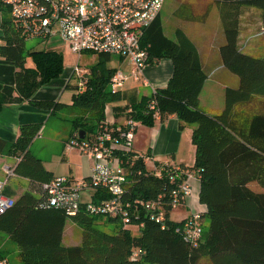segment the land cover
<instances>
[{
    "label": "trees",
    "instance_id": "16d2710c",
    "mask_svg": "<svg viewBox=\"0 0 264 264\" xmlns=\"http://www.w3.org/2000/svg\"><path fill=\"white\" fill-rule=\"evenodd\" d=\"M213 2L218 6L223 36L218 49L221 62L239 79L236 87H225L224 105L219 112L208 114L199 103L209 76L195 44L181 29L175 30L173 39L166 37L158 16L144 31L141 47L146 66L162 58L172 61V74L164 88L139 100L120 90L111 91L109 84L116 70L106 68L111 58L103 54L97 55L99 62L90 68L84 90L72 96V107L91 116L86 119L90 122L84 117L74 121L75 128L86 133L85 138L104 121L107 106L116 118L124 116L146 127H153L157 118L164 121L171 115L181 130L185 124L194 125V164L181 165L180 169L182 173L194 172L199 181L198 201L205 206V212L200 213L199 244L192 246L183 239L180 228L185 219L174 221L170 217V193L176 185L169 181L170 169L155 176L148 172L142 158L131 164L129 156L123 157L129 182L122 199L130 203L136 199L160 201L163 225L151 220L140 206L135 207L136 216L128 225L138 228L136 234L115 219L82 212L68 217L62 210L47 207L44 184L50 180L29 150L40 126L22 125L8 151L19 155L14 173L37 183L39 195L23 193L0 215V231L18 247L21 264H197L201 258H208L210 264H264V56L249 55L238 45L244 9H258L264 28V0ZM1 10L4 43L0 45V56L13 62L16 72L15 84L0 91V111L23 102L50 110L62 108L64 105L58 102L33 99L41 86L63 73L62 55L38 48L25 51L26 41L19 38L10 19L4 16L6 9ZM27 58L31 67L26 66ZM105 198L101 190L94 195L97 201ZM68 219L81 230L78 245L62 242ZM103 220L120 225L105 232L100 229ZM135 253L138 256L133 257Z\"/></svg>",
    "mask_w": 264,
    "mask_h": 264
},
{
    "label": "built area",
    "instance_id": "2783aa9c",
    "mask_svg": "<svg viewBox=\"0 0 264 264\" xmlns=\"http://www.w3.org/2000/svg\"><path fill=\"white\" fill-rule=\"evenodd\" d=\"M164 2L165 0H0V7L6 9L13 30L26 42L40 40L47 45L50 40L58 39L78 56L84 53L105 54L128 62V74L118 70L111 78L109 88L115 91L128 79L146 84L143 78L146 54L141 47V39L144 31L159 15ZM1 9L0 12H3ZM71 73L76 78L78 87L84 90L88 71L76 66ZM137 126L130 119H126L122 125L114 126L113 121L110 122L105 117L90 138H70L65 144V150L75 149L92 160V172L84 180L67 176L52 178L44 184L46 206L62 210L68 217L82 212L90 216L115 219L124 227L130 225L132 217L136 216L135 207L140 206L151 220L163 225L164 210L160 201L136 199L130 203L122 199L125 185L129 182L123 157L129 156L131 164L142 158L132 151ZM144 164L146 165L145 162ZM150 164L149 167L146 165V169L158 177L170 169L169 181L176 184L170 193L171 209L173 211L183 207L192 194L190 180L194 178V172L182 173L178 166ZM2 171L4 178L0 179V215L14 204V199L4 192L7 181L15 175L14 170L4 165ZM98 190L105 193L107 198L94 200ZM87 192L88 197L84 198L83 195ZM180 233L192 246H197L202 236L200 213H193L186 218ZM136 256L138 253L133 254V257ZM0 264H10L1 252Z\"/></svg>",
    "mask_w": 264,
    "mask_h": 264
},
{
    "label": "crops",
    "instance_id": "0c3cea01",
    "mask_svg": "<svg viewBox=\"0 0 264 264\" xmlns=\"http://www.w3.org/2000/svg\"><path fill=\"white\" fill-rule=\"evenodd\" d=\"M210 3L207 4L206 12L208 13V17L203 19V22L198 23V27L201 29V35L199 41H193L195 47L197 49L199 59L202 65L203 70L208 74L209 79L204 83L203 89L200 93L199 103L202 106V92L204 91L206 84L208 81H212L214 83L209 89L211 92L215 91L216 104L221 103L223 101L224 89L226 86L234 85V78H232V82H229L230 72L223 66L220 56H219V46L223 43L222 38L221 42L216 43L212 39L210 41L206 40L208 34H204L202 31L206 30L208 23V18L210 15H213V11L216 10V15L218 13V6L213 0H208ZM165 2L162 6V9L158 15L159 20L162 24V30L166 37L173 39L175 30L179 29L176 26H180L179 24H174V20H166L162 19V10L164 8ZM178 4H175V10L172 12V16L175 20L176 18L174 12L178 10ZM188 14V13H187ZM2 12H0V45L4 43L2 39V29H1V21H2ZM189 17L182 19L184 24L192 23L194 20H188ZM180 19V18H179ZM178 19V21H179ZM172 24V31L167 30V24ZM219 22V19H218ZM184 26H182L181 30L184 31ZM185 33V32H184ZM186 34V33H185ZM187 35V34H186ZM188 36V35H187ZM189 37V36H188ZM223 37V36H222ZM190 38V37H189ZM60 41L58 39H52L45 45L42 42L36 46L38 49H47V50H58ZM45 45V48L43 47ZM42 47V48H41ZM90 54V53H85ZM95 55V54H92ZM96 56V55H95ZM113 56H110L112 58ZM116 57V66H110L106 68L115 69L116 71L120 70L122 72L130 70V64L125 60ZM26 66L31 67L32 62L30 60V64L27 63ZM88 71L90 69H85ZM173 70V64L170 59L162 58L157 63L151 66H146L143 70V78L146 81V84H142L141 82H135L132 79L126 80L121 87L119 88L124 94L128 96H135L137 100L142 97H150L156 89L164 88L167 85L169 78L171 77ZM15 72L16 67L13 62L7 61L0 56V91L4 86H13L15 84ZM220 75L226 78V81L221 79ZM220 78V79H217ZM71 79L74 80L73 88L67 91L70 85H72ZM110 89V88H109ZM69 92V97L67 101H62L63 94L65 92ZM77 86V80L71 73L70 76L64 80L61 78L52 80L51 82L41 86L34 94L33 99L36 101H52L58 102L64 105L62 108H58L55 110H50L47 108H39L32 106L27 102H23L18 105H7L3 107L0 111V179L4 178V173L2 171V167L7 165L9 167H16L19 163V155L9 153L8 149L11 144H13L18 135L19 129L22 125H39L40 130L37 137L32 141L29 150L31 155L41 162L43 170L46 172L45 177L51 180L54 177L58 176H67L69 178L75 180H84L89 177L93 168V161L82 156L77 151H71L70 153L65 150L66 142L75 136L80 137V132H83L82 138H85L86 133L84 131H79L74 126V121L79 117H84L86 120L87 117L90 118L89 113H85L84 111L72 107V96L77 94L78 92H82ZM219 95V96H218ZM212 105V104H211ZM204 106V105H203ZM108 107V106H107ZM109 112L106 115L105 110ZM104 110L105 117L112 122L114 126L122 125L126 118L124 116L115 117L110 107ZM86 122H90V120H86ZM138 126L134 133L132 151L134 155L142 156L144 162L147 167H149L150 163L163 164L168 166H188L191 167L194 164L195 160V148L191 143V133L194 128L193 124H185L184 128L181 130L179 128V122L175 116L171 115L167 117L164 121H160L158 118L155 120L153 127H146L140 123H137ZM97 128V127H96ZM94 129V131L96 130ZM45 136L47 139L45 143L52 144V141L55 139L56 143H58L57 150L59 160L65 166V170L63 171H55L50 166L46 165L44 159L41 155L35 153L33 151V147L38 141V139H42ZM92 133H88L86 138H90ZM81 158V162H72L70 161V157L73 155ZM59 168V167H58ZM195 175V173H194ZM35 182H32L28 177L19 175L15 173L14 177L10 178L7 181L5 186V194L14 200L18 199L23 193L31 191L32 193L38 196L37 188ZM190 185L192 188L191 196L186 200L184 208L187 209H195L198 210L194 213H204L205 206L200 204L198 201V192H199V181L194 178L190 180ZM94 195V193H92ZM84 198L88 197V192L85 193ZM196 203L198 205L196 206ZM182 207V208H183ZM181 208V207H180ZM172 213V212H171ZM171 215V214H170ZM171 217V216H170ZM72 226L69 228H75V224L72 222ZM75 225V226H74ZM133 234H136L138 228L135 226H128ZM66 232L64 229L63 233V244L65 241ZM73 239V233H72ZM80 239H73L70 244H64L66 246L70 245H78Z\"/></svg>",
    "mask_w": 264,
    "mask_h": 264
},
{
    "label": "rangeland",
    "instance_id": "374dc122",
    "mask_svg": "<svg viewBox=\"0 0 264 264\" xmlns=\"http://www.w3.org/2000/svg\"><path fill=\"white\" fill-rule=\"evenodd\" d=\"M178 4V10L175 13L176 18H180L175 20L172 16V12L175 10V4ZM210 2L208 0H165V5L162 10V19L173 21L174 24H179L180 26H176L177 28L181 29L182 26L184 27V32L190 37V40L192 41H199L200 35H201V29L198 27V23L196 22H203V19H206L208 16V13L206 12L207 4ZM176 11V10H175ZM188 13V14H187ZM5 17H8V13L5 11L4 13ZM186 17H189L190 19L194 20L192 23L184 24L182 19ZM218 13L216 15V10L213 11V15H210L208 18L209 26L207 25L206 30H203L202 32L204 34H208L209 36L206 37L207 41H210L212 39L216 43L219 41L221 42L222 37V31L220 27V22H218ZM167 30L172 31V24L169 22L167 24ZM40 40H30L25 42V51H29L32 49H37L36 46L39 44ZM238 45L244 51L245 53L252 55V56H264V28H262L261 20H260V11L255 8H246L243 11V14L240 19V35L238 39ZM45 48V45H43ZM39 48V47H38ZM42 48V47H41ZM58 51L62 55L63 59V73L59 78L61 80H64L68 78L76 66H79L82 69H90L92 66L96 65L97 62H99L97 55L92 54H81L80 56L73 54L69 51L68 47L64 44H59ZM27 63L30 64V59L27 58ZM116 57L113 56L109 62L105 63L106 67H112L116 66ZM128 74V71H124ZM229 76V82H232V78H234V85H229L231 87H236L238 85L239 79L236 75L233 73H230ZM221 79L223 81H226V78L222 75H220ZM58 79V78H57ZM217 79H220L217 77ZM72 85L67 88L69 91L71 88H73L74 80L71 79L70 82ZM214 83L212 81H208L206 84V87L204 91L202 92V109L208 113V114H214L219 112L224 102L216 104V97H215V91L211 92L209 89ZM78 86V84H77ZM65 92L63 94L62 101H67L69 97V92ZM219 96V95H218ZM212 104V105H211ZM106 114L109 112L106 109ZM47 138L45 136L42 137V139H38L36 141L33 151L39 155H41L44 159V162L46 165L50 166L55 171H63L65 170V166L61 161L59 160L58 156V143H56L55 139L52 141V144L45 143V140ZM71 151H77L75 149L69 150ZM78 152V151H77ZM72 153V152H71ZM70 161L72 162H81V158L72 155L70 157ZM59 167V168H58ZM198 203H196V206ZM198 210L195 209H187V208H176L171 213V219L174 221H180L183 219L188 218L191 214L194 212H197ZM102 223V224H101ZM100 229L105 232H112L115 230L117 226H119L118 223H106V221H100ZM72 221L70 219L67 220L65 224V232L66 237L64 244H70L73 239H80L81 238V230L75 226V228H69L71 227ZM72 233H73V239H72ZM0 252L5 255V257L8 259L10 264H21L19 258H18V247L14 242H12L6 233L0 231ZM197 264H210V261L208 258H201Z\"/></svg>",
    "mask_w": 264,
    "mask_h": 264
},
{
    "label": "water",
    "instance_id": "95a60500",
    "mask_svg": "<svg viewBox=\"0 0 264 264\" xmlns=\"http://www.w3.org/2000/svg\"><path fill=\"white\" fill-rule=\"evenodd\" d=\"M82 134H83V132H80V134H79L80 135V138H82Z\"/></svg>",
    "mask_w": 264,
    "mask_h": 264
}]
</instances>
